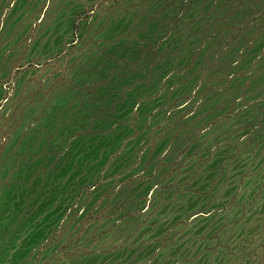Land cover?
<instances>
[{"label":"rangeland","instance_id":"1","mask_svg":"<svg viewBox=\"0 0 264 264\" xmlns=\"http://www.w3.org/2000/svg\"><path fill=\"white\" fill-rule=\"evenodd\" d=\"M0 264H264V0H0Z\"/></svg>","mask_w":264,"mask_h":264}]
</instances>
